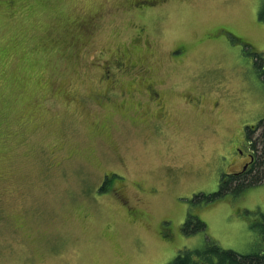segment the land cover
Segmentation results:
<instances>
[{
	"label": "rangeland",
	"instance_id": "374dc122",
	"mask_svg": "<svg viewBox=\"0 0 264 264\" xmlns=\"http://www.w3.org/2000/svg\"><path fill=\"white\" fill-rule=\"evenodd\" d=\"M263 5L0 0V264L263 251L264 183L208 198L264 119Z\"/></svg>",
	"mask_w": 264,
	"mask_h": 264
},
{
	"label": "trees",
	"instance_id": "16d2710c",
	"mask_svg": "<svg viewBox=\"0 0 264 264\" xmlns=\"http://www.w3.org/2000/svg\"><path fill=\"white\" fill-rule=\"evenodd\" d=\"M261 17L264 19V5ZM256 58L255 65L259 73L264 76V53L256 55ZM246 137L254 153L250 169L243 175L225 174L221 179L219 191L208 196L210 200L228 193L239 194L249 186L264 183V119L255 126H248ZM206 226V223L198 217L190 216L184 224V230L190 233L204 229ZM253 227L259 229L264 241V216ZM169 264H264V249L256 253L240 254L213 242L203 249L181 251Z\"/></svg>",
	"mask_w": 264,
	"mask_h": 264
},
{
	"label": "flooded vegetation",
	"instance_id": "af4514ba",
	"mask_svg": "<svg viewBox=\"0 0 264 264\" xmlns=\"http://www.w3.org/2000/svg\"><path fill=\"white\" fill-rule=\"evenodd\" d=\"M107 77H109L110 76V74H107L106 75ZM161 96H160V92L158 91V90H156V89H154V86L153 87H151V91L149 92L148 91V98H152V99H157L154 103H156V106L160 103V98ZM165 125H167V124H165ZM252 126H255V125H252ZM249 142V141H248ZM249 148H250V154H249V157L248 158H246V161L242 164V166H241V168L239 169V170H237V171H234V172H232V173H230V174H227V175H243L245 172H247L249 169H250V167H251V165H252V162H253V160H254V153L252 152V150H251V145H250V143H249ZM108 172H110V171H108ZM104 174H103V176L101 177V180H100V183L99 184H101L100 186V189L101 190H105L106 189V183H107V180L104 178ZM122 182H124V180L122 181ZM120 183V182H119ZM117 188H118V185H117ZM152 188V187H151ZM119 190V188L117 189V191Z\"/></svg>",
	"mask_w": 264,
	"mask_h": 264
}]
</instances>
